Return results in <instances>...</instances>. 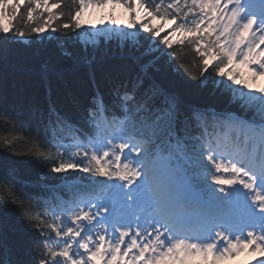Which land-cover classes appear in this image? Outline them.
<instances>
[{"label":"snow or ice","instance_id":"obj_1","mask_svg":"<svg viewBox=\"0 0 264 264\" xmlns=\"http://www.w3.org/2000/svg\"><path fill=\"white\" fill-rule=\"evenodd\" d=\"M109 2L69 0L53 12L49 0H0V59L13 44L51 42L77 64L118 51L137 67L112 82L110 101L99 88L87 102L73 99L77 118L53 103L0 109V148L46 168L36 181L14 167L0 177V206L16 208L31 237L26 248L9 243L0 224V264H96L105 255L104 264H117L129 254L126 264L197 255L216 264L236 249L264 251V87L230 67L264 76V0H112L132 10L130 24H81L87 6ZM41 8L47 17L32 26ZM184 47L198 54L195 72ZM169 72L226 93L239 111L189 103L165 83Z\"/></svg>","mask_w":264,"mask_h":264},{"label":"trees","instance_id":"obj_2","mask_svg":"<svg viewBox=\"0 0 264 264\" xmlns=\"http://www.w3.org/2000/svg\"><path fill=\"white\" fill-rule=\"evenodd\" d=\"M15 2L16 0H9V3ZM23 2L27 4V0ZM58 2L64 4L69 0H49L48 6L53 12L58 11L54 6ZM164 2L167 4L174 0H164ZM129 10L133 15L132 10L130 8ZM38 11H44L45 14L37 18V14L33 13L32 26H39L37 20L42 22L47 17L45 9L41 8ZM23 12L24 8L16 10L17 15ZM5 16L8 23L10 19H13L11 13ZM156 20L153 23L157 25L164 23L162 20L158 22ZM14 23L18 28L24 25L23 20H14ZM213 35L215 36V33ZM182 38L183 34L175 39ZM10 47L8 57L0 59V109H8L10 112L12 109L27 111L32 107H43L46 110L49 103H53L61 110L73 113L74 118H77L79 112L73 105V99L87 102L99 88L105 94V99L110 101L109 89L112 82L117 78H129L137 71V67L126 57L122 58L118 51L109 53L91 66H86L61 56L60 49L55 43L13 44ZM75 50L79 51V45L75 46ZM183 60L193 68L194 72L196 71L194 66L199 64V57L192 48H183ZM209 63H212L211 59ZM230 67L240 72L241 79L250 81L241 64L234 62ZM165 83L182 93L189 103L214 106L218 111H239L237 105L229 103L230 98L226 93L221 94L218 90L213 92L211 86L201 89L197 81L188 79L186 75L169 72ZM11 167L18 169L22 179L28 181H36L40 173L46 172L42 160L30 156L17 157L0 148V177H3L7 169ZM58 175L49 173L54 181L58 179ZM17 187L21 192L40 191L38 187L25 188L19 184ZM0 224L6 225V239L9 243H16L23 248L29 246L30 234L20 221L19 211L12 205L7 208L0 206Z\"/></svg>","mask_w":264,"mask_h":264},{"label":"rangeland","instance_id":"obj_3","mask_svg":"<svg viewBox=\"0 0 264 264\" xmlns=\"http://www.w3.org/2000/svg\"><path fill=\"white\" fill-rule=\"evenodd\" d=\"M138 12H142L141 9H137ZM133 19V15L130 12L129 8L121 3H113L109 2L106 5H89L87 6L84 10L83 13L80 17L81 24L84 26H91L95 25L97 27L101 26H115L111 25V22L113 20L119 22L120 26H127L128 24L131 23ZM158 22V20H156ZM3 23L6 25L7 18L4 16ZM173 27V22L172 20H168L167 24L165 25L166 30H170ZM180 33H176L175 38H179ZM264 47V45H261ZM239 65V63H236ZM243 68L251 74L249 71V66L243 65ZM250 83L253 85L254 88H260L264 87V76H259L257 77L254 81L251 79ZM251 249L250 247H244L242 250L239 249L240 252L247 253L248 255L251 254L250 252ZM123 252V248H122ZM109 258V256H107ZM226 257L223 259L217 260L216 263H220L222 260H224ZM201 259L204 264H212L213 257L209 256L208 260H204L202 256H195V257H189L187 259V264H195L198 262V260ZM120 262L123 264H126L127 261H123V258L120 259ZM160 262H163L165 264H172L171 259H165ZM179 261H176V264H178Z\"/></svg>","mask_w":264,"mask_h":264}]
</instances>
